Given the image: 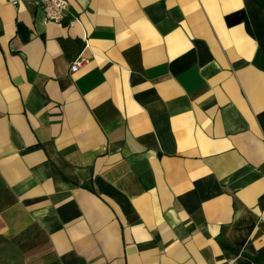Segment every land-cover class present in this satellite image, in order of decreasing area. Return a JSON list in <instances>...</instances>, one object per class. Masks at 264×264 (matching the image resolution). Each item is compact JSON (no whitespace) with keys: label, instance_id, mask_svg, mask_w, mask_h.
Wrapping results in <instances>:
<instances>
[{"label":"crops","instance_id":"1","mask_svg":"<svg viewBox=\"0 0 264 264\" xmlns=\"http://www.w3.org/2000/svg\"><path fill=\"white\" fill-rule=\"evenodd\" d=\"M13 1L0 0V264H264L252 0H68L74 27Z\"/></svg>","mask_w":264,"mask_h":264},{"label":"built area","instance_id":"2","mask_svg":"<svg viewBox=\"0 0 264 264\" xmlns=\"http://www.w3.org/2000/svg\"><path fill=\"white\" fill-rule=\"evenodd\" d=\"M16 3V0L12 2ZM39 7L43 13V23L53 22L68 27L76 26L80 20L68 13V0H39ZM85 64L83 58L77 57L70 65V71L75 72Z\"/></svg>","mask_w":264,"mask_h":264},{"label":"water","instance_id":"3","mask_svg":"<svg viewBox=\"0 0 264 264\" xmlns=\"http://www.w3.org/2000/svg\"><path fill=\"white\" fill-rule=\"evenodd\" d=\"M244 18V11L239 10L237 12H234L226 17V22L229 26L238 24L242 21Z\"/></svg>","mask_w":264,"mask_h":264},{"label":"trees","instance_id":"4","mask_svg":"<svg viewBox=\"0 0 264 264\" xmlns=\"http://www.w3.org/2000/svg\"><path fill=\"white\" fill-rule=\"evenodd\" d=\"M256 8L258 9L255 13H257L258 15H259V12H264V0H256ZM259 29H261L260 27H259ZM260 35V39H261V45H262V47H263V50H264V46H263V43H262V36L264 35V31H263V33L262 34H259ZM223 245H224V247L225 248H227V249H230L231 251H233L234 253H237V251L236 250H234L232 247H230L229 245H227V244H225V243H223ZM247 257H249V256H247ZM250 258V257H249ZM253 259H254V257H253Z\"/></svg>","mask_w":264,"mask_h":264},{"label":"rangeland","instance_id":"5","mask_svg":"<svg viewBox=\"0 0 264 264\" xmlns=\"http://www.w3.org/2000/svg\"><path fill=\"white\" fill-rule=\"evenodd\" d=\"M251 2H253L252 4L255 6V8H256V0H252ZM257 9V8H256ZM258 10V9H257ZM259 14L261 15V14H264V12H259ZM262 43H263V46H264V36H262Z\"/></svg>","mask_w":264,"mask_h":264}]
</instances>
